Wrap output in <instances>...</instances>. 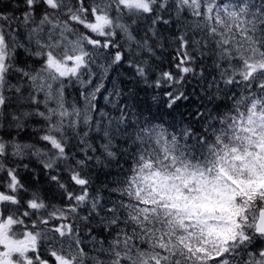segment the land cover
Listing matches in <instances>:
<instances>
[{"label": "snow or ice", "instance_id": "obj_1", "mask_svg": "<svg viewBox=\"0 0 264 264\" xmlns=\"http://www.w3.org/2000/svg\"><path fill=\"white\" fill-rule=\"evenodd\" d=\"M0 264H264V0H0Z\"/></svg>", "mask_w": 264, "mask_h": 264}]
</instances>
